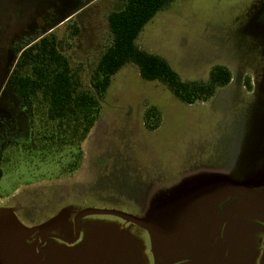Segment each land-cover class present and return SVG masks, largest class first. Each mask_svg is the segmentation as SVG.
I'll list each match as a JSON object with an SVG mask.
<instances>
[{
    "label": "rangeland",
    "instance_id": "374dc122",
    "mask_svg": "<svg viewBox=\"0 0 264 264\" xmlns=\"http://www.w3.org/2000/svg\"><path fill=\"white\" fill-rule=\"evenodd\" d=\"M123 5L122 0H0V244L8 248L1 264H30L31 256L36 258L34 229L44 224L46 234L77 240L71 245L49 238L40 252L42 264H218L227 254L220 232L210 238L206 231L204 247L190 238L169 255L155 248L154 256L143 227L124 224L132 239L128 247L119 237L125 232L116 234L124 221L119 217L86 215L76 226L70 219L91 208L148 220L156 208L153 226L169 230L200 220L184 205L188 208L203 192L238 183L264 191V0H175L140 33L138 47L168 59L184 81L208 82L213 67L227 66L232 82L218 87L208 101L183 103L164 83L143 79L127 64L112 78L73 175L60 168L65 152L42 161L13 142L30 135L18 123L19 118L30 121L29 112L8 83L17 59L13 45L53 31L80 91L95 95L92 74L112 40L108 15ZM149 107L161 115L155 131L144 123ZM42 130L34 127V135ZM238 212L264 220V197L240 202L228 215ZM18 224L31 232L11 247ZM225 238L232 248L238 239L256 246L228 264H264L263 222L240 219Z\"/></svg>",
    "mask_w": 264,
    "mask_h": 264
},
{
    "label": "trees",
    "instance_id": "16d2710c",
    "mask_svg": "<svg viewBox=\"0 0 264 264\" xmlns=\"http://www.w3.org/2000/svg\"><path fill=\"white\" fill-rule=\"evenodd\" d=\"M122 1L123 8L108 15L112 40L92 74L95 95L80 91L70 60L59 50L53 31L13 45L17 59L9 84L19 103L31 112L32 126L43 129L40 135H34V147L26 148L27 153L45 161L46 157H57L65 152L66 162L60 166L63 173L73 175L79 169L82 142L99 119L101 102L112 78L125 65L136 66L145 80L164 83L176 98L188 105L208 101L218 87L228 86L233 80L227 66L217 65L211 69L208 82L184 81L165 58L138 47L137 40L144 27L175 0ZM71 28L72 33L78 35V27L72 25ZM247 83L250 88V82ZM65 112L66 115L60 117ZM160 122V112L149 107L144 122L147 128L155 131Z\"/></svg>",
    "mask_w": 264,
    "mask_h": 264
},
{
    "label": "flooded vegetation",
    "instance_id": "af4514ba",
    "mask_svg": "<svg viewBox=\"0 0 264 264\" xmlns=\"http://www.w3.org/2000/svg\"><path fill=\"white\" fill-rule=\"evenodd\" d=\"M92 2H93V0H91V3ZM12 52H13V50H12ZM13 67L11 66L9 68V73H8L9 74L8 75L9 80H10V75H11V71H12ZM9 80H8V83H9ZM19 106L29 112L30 121H31L32 115H31V112L28 110V108H26L25 106H22L20 103H19ZM20 107L18 109L17 108L15 109L16 114H15L14 120L19 118V117H17V112H20L19 111ZM30 121H29V119L27 120V117H26V119H20V118L18 119V123H20L19 124L20 129L23 130L25 133L29 132L30 135H27L26 136L27 138H25L23 141H20V142L16 141V140L13 141L16 145L20 144L21 146H23L24 148H27V149H30V147H34L32 142L35 139L34 132H33L34 127L32 126ZM84 141H85V139H84ZM10 142L11 141H9V143ZM28 155H33V154L28 153ZM84 158H85V156H84ZM40 160H42V159H40ZM256 197H261V198L264 197V191L262 189H256L254 187H249V186L243 185V183L234 184L233 186H229L225 190L223 189L217 193H213V192L205 193V192H203L199 197H195V199H192V202H190L188 208H186V206L184 205L185 210H187V213H189L191 216H198V217H201L200 220L203 219L202 221L198 220L197 223L190 221L191 223L187 227V229L190 232V238H195L197 244L204 247V244L202 243L201 238L205 237L206 231L209 233L210 238L215 237L219 232L222 233L223 239H224L226 247H227V254L225 256H223V258L219 261L218 264H228V263L234 261L237 257H240L242 255V253H244V252L250 251V254H251V252L255 251V249H256L255 248L256 246H254L255 244L253 245L251 242L243 243L241 241V239H238L234 243V246L232 248L229 245V243L227 242L225 237H226V234H227L229 228L234 223H236V221H238L240 219H245L247 217H253V218H257V220L261 221V219H259L258 217L255 216V214L253 215L252 213L238 212V213H233L234 215H228L229 212L235 206H237V204H240V202H243V201L248 200V199L256 198ZM204 202H206L205 209H204V206H200ZM155 209L153 210L151 216H148L149 218L146 221L154 229L161 230L162 228H157V227L153 226V221H154L153 216L156 212ZM80 214H78V215H80ZM78 215L73 217L72 220L70 219L71 222L75 221V226L79 220V219L77 220ZM50 219L55 220V217H53V218L51 217ZM123 220H124L123 224L116 228V234L120 235V233L125 232V235L119 236V237H121L122 239H126L128 242L130 241L129 243L126 242V245L128 244V247H129L130 244L132 245V239L130 238V234L128 233V231L126 229H124V224L129 225V224H133V223H130L125 219H123ZM261 222H263V221H261ZM68 223H66L64 225V227ZM134 225H136V224H134ZM183 225L184 224H180L176 227H173L172 229H169V230H178V232H176L173 237H170L167 239L162 238L159 241L154 240L155 248L159 249L161 252L166 254L167 250L169 248V245H172L175 242V240H177L179 237L181 238V236L183 234H185V233L181 232V228L183 227ZM38 226H40V225H38ZM43 227H45V226H43ZM64 227H63V230H64ZM139 227H141V226H139ZM30 230L31 229H29L25 225L20 224L19 228H17L15 231L14 230L12 231L13 232L12 233V239L10 240V242H13V241L14 242L18 241L19 243L25 242V240L28 238L29 233L31 232ZM34 238L37 241V243L34 244V254H35L36 258H34V255L32 254L33 257L31 256L32 259H31L30 264H42L40 252H41L42 247L44 245H46V243H48L49 238L57 239V240H60L62 242H65V243L71 244V245L76 243V240H77V237L73 241L71 240V238H65V236H63L61 233L59 234V233L50 232V233L46 234L43 230L42 231H35ZM190 238H188V240ZM7 242H8V240L5 239V243H7ZM15 244L11 243V247H15ZM247 244H252V246L251 245L249 246ZM7 250H8L7 244H3V245L0 244V264L2 263V260H6V251ZM13 251H14V253L17 251L19 252L20 249H18V250L16 249ZM204 263L205 262L199 260V264H204ZM4 264H8V263H4ZM12 264H15V263L13 262Z\"/></svg>",
    "mask_w": 264,
    "mask_h": 264
},
{
    "label": "water",
    "instance_id": "95a60500",
    "mask_svg": "<svg viewBox=\"0 0 264 264\" xmlns=\"http://www.w3.org/2000/svg\"><path fill=\"white\" fill-rule=\"evenodd\" d=\"M99 214H109L111 216H115V217H119V218L125 219L128 222H130V223H133V224H136V225L141 226L143 228H146L147 231L149 232V234H150L149 236H150V238L152 240L153 253H154L153 255L154 256L156 254L155 253L154 240L159 241L162 238H166L167 239V238L173 237L174 234H175V232H166V231L156 230L146 220H144L142 218H139L137 216L129 215L128 213H124V212H121V211L109 210V209L97 210V209L87 208V209L83 210L80 215L77 216V220L82 218V217H84V216H86V215H99ZM255 216L258 217L259 219H261V221L264 222V220L260 216H258V215H255ZM45 225L46 224L35 227L34 231H42V228ZM18 227H20V224L18 225ZM17 244H21V243L16 241L15 246Z\"/></svg>",
    "mask_w": 264,
    "mask_h": 264
},
{
    "label": "crops",
    "instance_id": "0c3cea01",
    "mask_svg": "<svg viewBox=\"0 0 264 264\" xmlns=\"http://www.w3.org/2000/svg\"><path fill=\"white\" fill-rule=\"evenodd\" d=\"M95 0H93L94 2ZM97 1V0H96ZM157 15V14H156ZM66 19V18H65ZM64 19V21H65ZM50 31V30H49ZM138 41V40H137ZM141 49V48H140ZM147 51V50H146ZM162 57V56H161ZM165 58V57H163ZM166 59V58H165ZM168 60V59H167ZM169 61V60H168ZM160 231H166V232H178V230H166V229H161ZM181 232L185 233L181 236V238L179 237L177 240H175V242L172 245H169V248L167 250L166 255L171 254L172 252H174L175 250H177L181 245H183V243L185 244L188 241V238H190V232L187 229V227L183 226L181 228ZM128 242V241H127ZM129 243V242H128ZM199 264V260H190V261H180L177 262L176 264Z\"/></svg>",
    "mask_w": 264,
    "mask_h": 264
}]
</instances>
